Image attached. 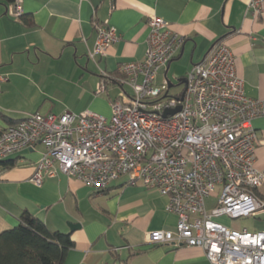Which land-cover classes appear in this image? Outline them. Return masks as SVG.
I'll use <instances>...</instances> for the list:
<instances>
[{
	"label": "crops",
	"instance_id": "0c3cea01",
	"mask_svg": "<svg viewBox=\"0 0 264 264\" xmlns=\"http://www.w3.org/2000/svg\"><path fill=\"white\" fill-rule=\"evenodd\" d=\"M250 0H20L22 18L8 14L0 1V131L29 113H80L91 110L110 117V100L130 88L120 82L121 64L141 60L156 15L184 36L181 47L160 68L156 81L178 82L193 63L203 59L218 40L235 57L244 91L264 99V12L253 16ZM108 21L117 41L98 66L89 59L95 23ZM99 68L108 76L101 77ZM103 78L105 90L96 93ZM257 134L255 166L263 173L258 195L264 196V114L253 119ZM45 151L42 143L25 148L0 165V232L19 223L27 211L52 230L68 233L73 246L63 264H108L114 254L128 264H210L201 247L149 244L145 233L174 230L177 216L165 209L167 198L125 177L96 190L58 173L42 184L31 181ZM264 213H261L262 215ZM70 223L79 226L70 228ZM232 227V226H231Z\"/></svg>",
	"mask_w": 264,
	"mask_h": 264
},
{
	"label": "built area",
	"instance_id": "2783aa9c",
	"mask_svg": "<svg viewBox=\"0 0 264 264\" xmlns=\"http://www.w3.org/2000/svg\"><path fill=\"white\" fill-rule=\"evenodd\" d=\"M253 16L264 12V0H250ZM8 14L19 18L20 0ZM141 60L121 64L120 82L130 88L110 100L111 115L29 113L0 131V160L36 143L45 151L31 181L42 184L58 173L74 177L96 190L125 177L167 198L165 209L177 216L174 230L145 233L149 244L197 246L210 264H264V229L233 228L215 217L231 220L264 213L258 195L263 173L255 166L257 134L253 119L264 114V99L244 91L235 57L218 40L185 75L181 92L171 95L167 80L156 81L183 44L164 19L151 15ZM96 38L88 57H97L118 39L108 21L95 23ZM101 77L108 73L99 68ZM103 78L96 93L105 90ZM6 76L0 72L1 85ZM179 106L173 114L166 110ZM214 198L207 209L206 199Z\"/></svg>",
	"mask_w": 264,
	"mask_h": 264
},
{
	"label": "trees",
	"instance_id": "16d2710c",
	"mask_svg": "<svg viewBox=\"0 0 264 264\" xmlns=\"http://www.w3.org/2000/svg\"><path fill=\"white\" fill-rule=\"evenodd\" d=\"M0 1L10 4L15 0ZM0 165L8 168L13 162L0 160ZM73 244L68 233L52 230L43 220L24 211L17 225L0 232V264H63ZM114 255L108 264H128L126 259Z\"/></svg>",
	"mask_w": 264,
	"mask_h": 264
},
{
	"label": "rangeland",
	"instance_id": "374dc122",
	"mask_svg": "<svg viewBox=\"0 0 264 264\" xmlns=\"http://www.w3.org/2000/svg\"><path fill=\"white\" fill-rule=\"evenodd\" d=\"M173 84L174 85L170 87L169 94L174 95L182 91L183 86H184L183 83H179L176 80V81H173ZM104 117L109 118L106 115ZM213 202H214L213 197H209L206 199L207 209L212 207ZM215 220L222 222L228 226H232L233 228H238V229L247 228L248 230H251V231L264 229V214L258 215L255 218L254 217H240L237 220H231L227 216L221 215V216L215 217Z\"/></svg>",
	"mask_w": 264,
	"mask_h": 264
},
{
	"label": "water",
	"instance_id": "95a60500",
	"mask_svg": "<svg viewBox=\"0 0 264 264\" xmlns=\"http://www.w3.org/2000/svg\"><path fill=\"white\" fill-rule=\"evenodd\" d=\"M91 1V3H92V5H93V7H97L100 3H101V1L102 0H90ZM178 82L179 83H184L185 82V79L184 78H179L178 79ZM168 85H169V87H171L172 85H174L171 81H169L168 80ZM179 109V106H177L176 108H173V109H171V110H166L165 112H164V116L166 115V114H173L174 112H176L177 110ZM70 228H75V227H78L79 226V224L78 223H70Z\"/></svg>",
	"mask_w": 264,
	"mask_h": 264
}]
</instances>
